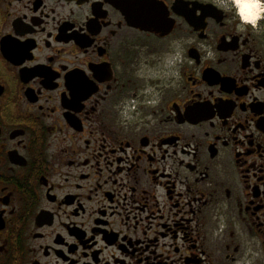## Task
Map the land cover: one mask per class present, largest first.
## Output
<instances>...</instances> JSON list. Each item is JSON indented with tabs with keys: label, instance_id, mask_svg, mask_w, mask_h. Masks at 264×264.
Here are the masks:
<instances>
[{
	"label": "flooded vegetation",
	"instance_id": "af4514ba",
	"mask_svg": "<svg viewBox=\"0 0 264 264\" xmlns=\"http://www.w3.org/2000/svg\"><path fill=\"white\" fill-rule=\"evenodd\" d=\"M0 264H264V14L0 0Z\"/></svg>",
	"mask_w": 264,
	"mask_h": 264
},
{
	"label": "clouds",
	"instance_id": "9594fccd",
	"mask_svg": "<svg viewBox=\"0 0 264 264\" xmlns=\"http://www.w3.org/2000/svg\"><path fill=\"white\" fill-rule=\"evenodd\" d=\"M239 17L246 25L256 26L264 14V6L258 0H234Z\"/></svg>",
	"mask_w": 264,
	"mask_h": 264
}]
</instances>
